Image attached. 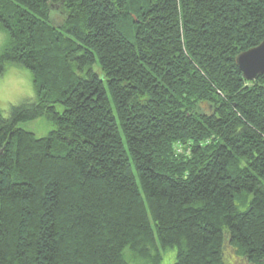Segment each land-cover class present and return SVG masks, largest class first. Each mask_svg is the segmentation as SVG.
<instances>
[{"label":"trees","instance_id":"obj_1","mask_svg":"<svg viewBox=\"0 0 264 264\" xmlns=\"http://www.w3.org/2000/svg\"><path fill=\"white\" fill-rule=\"evenodd\" d=\"M0 31L35 89L0 109V264H264V0H0Z\"/></svg>","mask_w":264,"mask_h":264},{"label":"rangeland","instance_id":"obj_2","mask_svg":"<svg viewBox=\"0 0 264 264\" xmlns=\"http://www.w3.org/2000/svg\"><path fill=\"white\" fill-rule=\"evenodd\" d=\"M56 22H60V17H55ZM7 35L0 31V49L5 45ZM35 89L31 70L20 63H7L3 73H0V109L4 116H8L13 105L34 98ZM22 126L33 131L38 137L46 136L54 128V124L46 117H39L34 120L21 123ZM241 208L242 201L239 202ZM173 260L170 261L172 263ZM231 264H244L237 255L231 257Z\"/></svg>","mask_w":264,"mask_h":264},{"label":"water","instance_id":"obj_3","mask_svg":"<svg viewBox=\"0 0 264 264\" xmlns=\"http://www.w3.org/2000/svg\"><path fill=\"white\" fill-rule=\"evenodd\" d=\"M236 64L248 80L264 75V39L257 46L239 53Z\"/></svg>","mask_w":264,"mask_h":264}]
</instances>
